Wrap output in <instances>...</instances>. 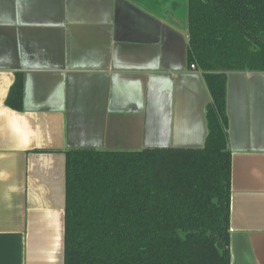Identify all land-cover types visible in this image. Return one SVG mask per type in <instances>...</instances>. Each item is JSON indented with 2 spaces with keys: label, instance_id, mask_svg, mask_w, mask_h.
I'll return each instance as SVG.
<instances>
[{
  "label": "crops",
  "instance_id": "obj_1",
  "mask_svg": "<svg viewBox=\"0 0 264 264\" xmlns=\"http://www.w3.org/2000/svg\"><path fill=\"white\" fill-rule=\"evenodd\" d=\"M187 49V0H0V264H63L67 150L203 146ZM226 116L229 249L264 264V72L227 73Z\"/></svg>",
  "mask_w": 264,
  "mask_h": 264
},
{
  "label": "trees",
  "instance_id": "obj_2",
  "mask_svg": "<svg viewBox=\"0 0 264 264\" xmlns=\"http://www.w3.org/2000/svg\"><path fill=\"white\" fill-rule=\"evenodd\" d=\"M210 100L200 148L65 153L63 264H229L228 72H264V0H187ZM7 104L22 105V81Z\"/></svg>",
  "mask_w": 264,
  "mask_h": 264
},
{
  "label": "water",
  "instance_id": "obj_3",
  "mask_svg": "<svg viewBox=\"0 0 264 264\" xmlns=\"http://www.w3.org/2000/svg\"><path fill=\"white\" fill-rule=\"evenodd\" d=\"M229 264H233V257H232V253L230 252L229 255Z\"/></svg>",
  "mask_w": 264,
  "mask_h": 264
},
{
  "label": "built area",
  "instance_id": "obj_4",
  "mask_svg": "<svg viewBox=\"0 0 264 264\" xmlns=\"http://www.w3.org/2000/svg\"><path fill=\"white\" fill-rule=\"evenodd\" d=\"M190 68L193 69V70L197 69V67H196V65L194 63L190 64Z\"/></svg>",
  "mask_w": 264,
  "mask_h": 264
}]
</instances>
